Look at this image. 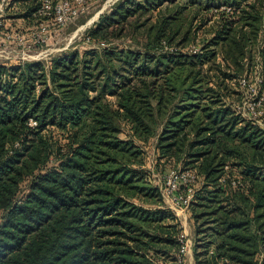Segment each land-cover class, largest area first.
Returning <instances> with one entry per match:
<instances>
[{
	"label": "trees",
	"instance_id": "16d2710c",
	"mask_svg": "<svg viewBox=\"0 0 264 264\" xmlns=\"http://www.w3.org/2000/svg\"><path fill=\"white\" fill-rule=\"evenodd\" d=\"M27 1L10 7L21 2L29 17L36 6ZM254 2L117 0L87 36L105 43L140 32L143 49L0 62V264H157L155 243L179 250L177 234L161 230L173 212L144 205L162 194L142 148L120 135L122 118L150 132L154 113L167 118L160 152H186L205 178L191 204L211 239L194 249L196 264H264V130L223 103L210 74L244 73L264 18ZM223 4L234 9L189 50L194 18ZM229 158L249 176L248 193L221 183Z\"/></svg>",
	"mask_w": 264,
	"mask_h": 264
},
{
	"label": "rangeland",
	"instance_id": "374dc122",
	"mask_svg": "<svg viewBox=\"0 0 264 264\" xmlns=\"http://www.w3.org/2000/svg\"><path fill=\"white\" fill-rule=\"evenodd\" d=\"M116 1L28 0L27 3L36 6L29 17L22 14L25 6L21 2L10 7V0L6 1L0 7V21L3 22L0 27V62L43 61L48 65L52 58L73 51H78L79 56L82 57L91 49L102 50L106 46L143 49L146 40L140 32L124 35L112 41H106L104 44L89 39L87 36L88 28L98 20L103 12L109 11ZM250 1L254 2L255 0ZM254 3L261 11L260 3L264 2L256 0ZM232 9H234L232 5L223 4L220 7L215 6L207 12L205 11V15L202 11L199 12L200 14L193 20L195 33H193V41L188 47L189 50L200 49L214 35L220 13ZM258 27L259 40L251 47L252 53L245 60V71L242 75L224 77L223 74L219 73V78L215 70H212L210 74L213 78L211 84L215 86L217 79L222 84V91L221 89L220 91L223 103L231 106L236 113L241 114L252 123L259 120L261 124L258 126L264 130V55L262 54L264 49V18ZM222 78H225V80H222ZM109 99L115 101L114 97ZM166 120L165 116L161 117L154 113L151 130L146 133L136 130L132 122L122 118L119 122L120 135L123 138L134 140L142 148L144 152L142 168L149 173L152 181L160 187L162 194L161 204L144 203V205L151 208H164L173 212V217L170 216L161 223V230L164 236H167L169 231H174L177 234L180 247L182 239L189 242L190 247L185 255V258H187L189 252L194 253L197 245L202 243V238H204V241L211 239V237L205 235L203 230L210 222L205 218H201L199 221L195 219L196 209L194 205L182 207L174 202L169 192L171 188L169 180H172L176 174L179 176L184 174L189 177L192 173H195L197 177L193 181L188 182L184 177L178 179L177 187L180 192L184 193L186 191L185 187L191 185L195 193H199L205 178L198 163L188 162L186 152H181L180 155H176L173 150L166 155L160 152L159 141L167 124ZM245 176L238 159L229 158L220 181L223 185L230 183L233 189L241 187L245 193H248V179L250 178ZM28 181V177L23 181V191L28 188ZM136 201L139 203L138 199ZM3 215L4 213H0V222ZM177 244L166 241L157 242L151 247L149 254L157 264H173L172 257L176 252L178 254L180 250V248L177 250ZM186 264H188L187 259Z\"/></svg>",
	"mask_w": 264,
	"mask_h": 264
},
{
	"label": "built area",
	"instance_id": "2783aa9c",
	"mask_svg": "<svg viewBox=\"0 0 264 264\" xmlns=\"http://www.w3.org/2000/svg\"><path fill=\"white\" fill-rule=\"evenodd\" d=\"M6 1L8 0H0V7H2ZM1 26H2V21H0V27ZM29 124L32 126H36L37 120L34 118H30ZM254 124L259 125L261 124V122L259 120H256ZM181 177H184V179L189 182V181L195 180L197 176L195 173H192L189 177H186L184 174L180 176L176 174L172 180H169V184H171V188L169 192L171 193V196L174 202L182 207H188L189 205H191L193 201V198L195 196V191H194L193 186L187 185L185 187L186 191L184 193L180 192V190H178L177 185H178V179H180ZM189 247H190L189 242H186L182 239V243H181L180 250L178 252L176 264H186L185 255Z\"/></svg>",
	"mask_w": 264,
	"mask_h": 264
},
{
	"label": "crops",
	"instance_id": "0c3cea01",
	"mask_svg": "<svg viewBox=\"0 0 264 264\" xmlns=\"http://www.w3.org/2000/svg\"><path fill=\"white\" fill-rule=\"evenodd\" d=\"M186 259L188 261V264H195V257L193 252H189Z\"/></svg>",
	"mask_w": 264,
	"mask_h": 264
}]
</instances>
